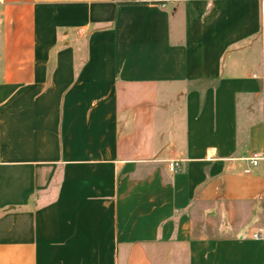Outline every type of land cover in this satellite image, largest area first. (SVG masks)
<instances>
[{"label":"crops","instance_id":"1","mask_svg":"<svg viewBox=\"0 0 264 264\" xmlns=\"http://www.w3.org/2000/svg\"><path fill=\"white\" fill-rule=\"evenodd\" d=\"M263 151L264 0H0V264H264Z\"/></svg>","mask_w":264,"mask_h":264},{"label":"built area","instance_id":"2","mask_svg":"<svg viewBox=\"0 0 264 264\" xmlns=\"http://www.w3.org/2000/svg\"><path fill=\"white\" fill-rule=\"evenodd\" d=\"M250 163L256 165L258 164L259 160H263L264 162V151L262 153H254L252 157H250ZM168 168L171 172H177L180 169V161L177 159H172L168 162ZM246 171H250L248 167ZM254 236L256 238L260 237V233H255Z\"/></svg>","mask_w":264,"mask_h":264}]
</instances>
